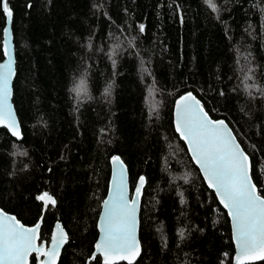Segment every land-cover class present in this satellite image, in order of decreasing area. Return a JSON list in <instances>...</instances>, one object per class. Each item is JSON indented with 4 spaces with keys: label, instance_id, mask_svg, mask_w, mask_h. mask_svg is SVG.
I'll return each instance as SVG.
<instances>
[{
    "label": "trees",
    "instance_id": "1",
    "mask_svg": "<svg viewBox=\"0 0 264 264\" xmlns=\"http://www.w3.org/2000/svg\"><path fill=\"white\" fill-rule=\"evenodd\" d=\"M7 2L22 138L0 127V207L26 225L43 216L39 241L61 222L69 240L58 264H102L91 257L97 216L119 155L131 191L144 178L133 264H231L228 215L172 109L192 92L226 121L264 196V0H213L216 11L206 0ZM5 23L0 11V61ZM45 192L55 205L43 207Z\"/></svg>",
    "mask_w": 264,
    "mask_h": 264
},
{
    "label": "snow or ice",
    "instance_id": "2",
    "mask_svg": "<svg viewBox=\"0 0 264 264\" xmlns=\"http://www.w3.org/2000/svg\"><path fill=\"white\" fill-rule=\"evenodd\" d=\"M213 11V0H206ZM0 11L11 23L13 12L7 0H0ZM144 26H140L143 32ZM8 29L5 28V55L8 62L0 64V125L9 129L13 136H21L9 103L10 82L13 61L8 49ZM115 64V61H113ZM79 95L81 89H76ZM107 92V90H106ZM176 131L189 146L193 160L199 165L208 187L212 188L220 203L228 210L233 227V240L237 249L235 264H249L264 260V196H262L250 176L251 164L248 155L237 142L229 126L223 120H213L205 112L204 106L191 93L176 101ZM115 166L113 186L109 198L104 200L101 216L99 241L95 244L93 260L102 257V264H116L117 261H133L140 254L136 238L137 201L144 184L141 177L136 189V197L129 200L126 193L125 170L119 157H113ZM45 206L56 201L47 192L37 196ZM39 225L25 227L15 217L0 212V264H29V256L36 253L46 257L41 264H56L60 248L67 242L63 229L52 237L50 248L37 247ZM183 233H181L182 235Z\"/></svg>",
    "mask_w": 264,
    "mask_h": 264
},
{
    "label": "water",
    "instance_id": "3",
    "mask_svg": "<svg viewBox=\"0 0 264 264\" xmlns=\"http://www.w3.org/2000/svg\"><path fill=\"white\" fill-rule=\"evenodd\" d=\"M5 26H4V28H3V37H2V50H1V52H3V59H2V61H0V64H5V63H7L8 62V59H9V56L8 55H5V40H6V36H5V32H4V29L5 28H7L9 31H8V35H7V41H8V49H9V51H10V54H11V59H12V61H13V65H12V67H13V72H14V75L12 76V79H11V82H10V88H11V96H10V100H9V103L11 104V107H12V110H13V113H14V115H15V118H16V121H17V123H18V125L20 126V128H21V125H20V121H19V119H18V116H16L17 115V113H16V109H15V107H14V104H13V102H12V97H13V81H14V76H15V74H16V68H15V64L14 63H16V58H15V48H14V43H13V36H12V31H11V23H5L4 24ZM189 92H186V93H184V94H181L180 96H177V98L174 100V103H173V109H172V123H173V127H174V130H175V132L178 134V136H180V134L176 131V127H175V124H176V101L181 97V96H184V95H186V94H188ZM192 93V92H191ZM193 94V93H192ZM194 95V94H193ZM195 97H196V95H194ZM197 98V97H196ZM198 99V98H197ZM199 100V99H198ZM200 101V100H199ZM201 102V101H200ZM206 112V111H205ZM209 115V114H208ZM209 118L210 119H213L212 117H210V115H209ZM213 120H216V121H218V120H223V119H213ZM224 121V120H223ZM225 123L228 125V123L225 121ZM229 126V125H228ZM0 127H3V128H5V130H7L8 131V133L13 137V138H15V140L17 139V140H19V139H21L22 138V129H20V132H21V136L19 137V138H17L16 136H13L12 135V133L9 131V129L8 128H6V127H4V126H2V125H0ZM229 128H230V130L232 131V133H234L233 132V130L231 129V127L229 126ZM234 136H235V134H233ZM236 137V136H235ZM181 138V137H180ZM182 139V138H181ZM237 139V138H236ZM182 141L184 142V144H185V149H187V152H188V154H189V156H190V158H191V162H193L194 163V165L198 168V170H199V174L201 175V177H202V179H203V181H204V183L206 184V187H208V183H207V181L205 180V178H204V174L202 173V171H201V169H200V167H199V165H197L196 164V162L193 160V158H192V155H191V152L189 151V146H188V144L186 143V141H184L183 139H182ZM237 142L239 143V141H238V139H237ZM240 144V143H239ZM241 145V144H240ZM243 149V148H242ZM244 150V149H243ZM245 151V150H244ZM246 153V152H245ZM246 155H248L247 153H246ZM113 157H119V159H120V161L122 162V164H123V167H124V170H125V184H126V193H127V196H128V198H129V200H131L132 198H135L136 197V189H137V187L139 186V181H140V178L141 177H139L138 179H137V181H136V183H135V186H134V188L132 189V191L130 190L131 189V186H130V177H128L129 176V171H128V167H127V165L126 164H124V161L122 160V158L119 156V155H113V156H111V158H110V177H108L109 178V182H108V188H107V193H106V195H105V197H104V199H103V201H102V203H100L101 204V208H100V212H99V216H97V231H98V236H97V239H96V241H95V243H93L94 244V251H95V244L99 241V239H100V236H101V232H100V223H101V216H102V214H103V212H104V200H106V199H108L109 198V195H110V191H111V189H112V186H113V178H114V171L116 170L115 169V166L113 165V163H112V158ZM248 157H249V155H248ZM249 161H250V164H251V160H250V157H249ZM250 176H251V170H250ZM252 177V176H251ZM253 180V179H252ZM253 183H254V181H253ZM255 184V183H254ZM144 185V184H143ZM143 188V186L141 187V189ZM209 188V187H208ZM140 189V194H139V197H138V201H137V212H136V219H137V227H136V238H137V240H138V242L140 241V239H139V226H140V209H141V196H142V190ZM211 191H213L214 192V194H215V196H216V200H218V202L220 203V200H219V198L217 197V195H216V192L212 189V188H209ZM220 205L223 207V209L226 211L225 213H227V215H228V210L223 206V204H221L220 203ZM44 208H45V205L43 206ZM0 212H3L4 214H6V215H9V216H13V217H15L16 218V220L18 221V218L16 217V215L15 214H13V213H9V212H6L4 209H2L1 207H0ZM43 218V216H40V218L39 219H37L38 221L35 223V224H33V225H26V224H24L22 221H18L19 223H21L22 225H24L25 227H28V228H31V227H35L37 224L39 225V229H38V233H37V236H38V238H37V240H36V245H37V247H44L45 248V250H47V248H50L51 247V244H52V237L58 232V229H57V225H59L60 226V228L61 229H63V232L66 234V236H67V241L69 240V234H68V232H66L67 230L64 228V226L62 225V223L61 222H55L54 223V225H53V227H52V230L50 231V237H49V240H48V242H45V241H39V239H40V230H41V226H42V219ZM228 218H229V221H230V229H231V237L230 238H232V242H233V246H234V253H233V257H232V263L231 264H235V255H236V252H237V249H236V246H235V243H234V240H233V227H232V221H231V217L228 215ZM66 244V243H65ZM64 246L65 245H62V247L60 248V252H59V256L57 257V259H56V264H58V262H59V257L61 256V254H62V251H63V248H64ZM139 246H140V253H141V243L139 242ZM94 251H93V254H94ZM93 254H92V256H93ZM32 255H35V259H36V261H35V263L33 262V264H41V262L42 261H44L45 259H46V257H43V256H38L36 253H32L30 256H29V264H32L31 263V256ZM91 256V257H92ZM139 256H137L136 257V259L133 261V263L137 260V258H138ZM101 258V261H103V258L102 257H100ZM121 262H125V263H127V261H117L116 262V264L117 263H121ZM256 263L257 261H251V262H249V263Z\"/></svg>",
    "mask_w": 264,
    "mask_h": 264
},
{
    "label": "flooded vegetation",
    "instance_id": "4",
    "mask_svg": "<svg viewBox=\"0 0 264 264\" xmlns=\"http://www.w3.org/2000/svg\"><path fill=\"white\" fill-rule=\"evenodd\" d=\"M34 256H35V255H34ZM35 258H36V257H35ZM35 258H34V259H35Z\"/></svg>",
    "mask_w": 264,
    "mask_h": 264
},
{
    "label": "bare ground",
    "instance_id": "5",
    "mask_svg": "<svg viewBox=\"0 0 264 264\" xmlns=\"http://www.w3.org/2000/svg\"><path fill=\"white\" fill-rule=\"evenodd\" d=\"M32 257V256H31Z\"/></svg>",
    "mask_w": 264,
    "mask_h": 264
},
{
    "label": "rangeland",
    "instance_id": "6",
    "mask_svg": "<svg viewBox=\"0 0 264 264\" xmlns=\"http://www.w3.org/2000/svg\"><path fill=\"white\" fill-rule=\"evenodd\" d=\"M249 90V89H248Z\"/></svg>",
    "mask_w": 264,
    "mask_h": 264
}]
</instances>
